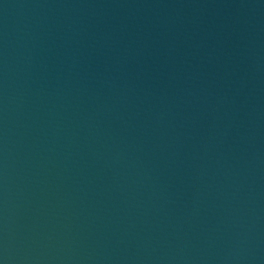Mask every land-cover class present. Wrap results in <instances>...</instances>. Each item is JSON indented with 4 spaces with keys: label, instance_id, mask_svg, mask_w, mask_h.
Here are the masks:
<instances>
[{
    "label": "water",
    "instance_id": "water-1",
    "mask_svg": "<svg viewBox=\"0 0 264 264\" xmlns=\"http://www.w3.org/2000/svg\"><path fill=\"white\" fill-rule=\"evenodd\" d=\"M0 264H264V0H0Z\"/></svg>",
    "mask_w": 264,
    "mask_h": 264
}]
</instances>
